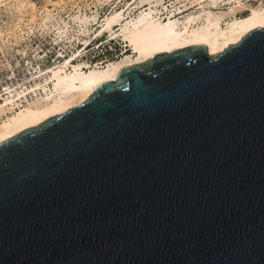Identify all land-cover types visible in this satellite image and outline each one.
Returning <instances> with one entry per match:
<instances>
[{"label": "water", "instance_id": "95a60500", "mask_svg": "<svg viewBox=\"0 0 264 264\" xmlns=\"http://www.w3.org/2000/svg\"><path fill=\"white\" fill-rule=\"evenodd\" d=\"M0 264H264V28L0 142Z\"/></svg>", "mask_w": 264, "mask_h": 264}, {"label": "bare ground", "instance_id": "6f19581e", "mask_svg": "<svg viewBox=\"0 0 264 264\" xmlns=\"http://www.w3.org/2000/svg\"><path fill=\"white\" fill-rule=\"evenodd\" d=\"M97 1L102 4L109 0ZM25 3V0L18 2L17 10ZM192 7L196 9L185 12ZM183 12L186 14L179 15ZM98 13L97 9L90 15L78 10L71 16L76 34L67 35L68 22L65 21L56 29V40L70 44L76 41L86 49L93 38L105 32L111 46L120 42L127 49H122L119 58L94 63L76 59L78 52L74 53L61 64L50 66L44 77L4 93L0 96V142L81 104L95 87L116 79L126 66L158 52L203 44L210 56H216L251 30L264 28V1L248 5L243 0H172L169 4L163 0H127L101 17ZM52 16L50 10L43 14L39 22L41 28L45 29ZM18 19L23 20L21 16ZM92 24L98 25L93 27ZM15 27L21 28L20 23H15Z\"/></svg>", "mask_w": 264, "mask_h": 264}, {"label": "rangeland", "instance_id": "374dc122", "mask_svg": "<svg viewBox=\"0 0 264 264\" xmlns=\"http://www.w3.org/2000/svg\"><path fill=\"white\" fill-rule=\"evenodd\" d=\"M22 1L24 0H2L0 2V31H2L0 35V96L16 91L32 81L44 77L50 66L61 64L64 58L76 52L75 49L80 43L77 44L76 41H73L70 44L56 40V29L67 21V35L74 33L76 27L71 16L78 10L90 15L92 10L97 9L98 17H101L113 6L121 7L127 2V0H109L105 1L107 3L101 4L97 0H25L23 8L17 10L18 2ZM163 1L166 4L172 2V0ZM260 1L264 0H243L248 5H256ZM195 9L192 7L185 12L188 13ZM47 10H50L53 16L47 20L44 29L41 28L39 22ZM185 12L179 15L182 16L186 14ZM20 16L23 19L21 21L18 19ZM15 23H20L21 28H16ZM97 25L92 24L93 27H97ZM103 34L101 45L108 42L107 34L105 32ZM93 39L89 47L76 52V59L89 60L90 63L116 59L121 56L122 49L126 48L118 42L117 45L112 44L110 51L97 49L94 44L96 38Z\"/></svg>", "mask_w": 264, "mask_h": 264}]
</instances>
